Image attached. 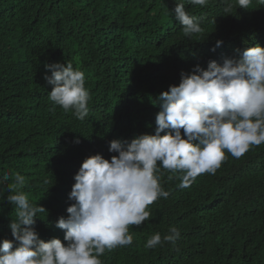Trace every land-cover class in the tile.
<instances>
[{"label":"trees","instance_id":"1","mask_svg":"<svg viewBox=\"0 0 264 264\" xmlns=\"http://www.w3.org/2000/svg\"><path fill=\"white\" fill-rule=\"evenodd\" d=\"M184 3L202 18L203 31L191 37L175 18V0H0V175L10 177L0 184V241L18 246L6 199L13 173L25 176L23 191L46 210L35 220L38 237L66 245L55 225L68 216L73 177L86 157L110 160L117 155L110 141L155 134L160 93L178 85L182 71L264 48V7L255 0L249 9L235 0ZM56 62L85 74L83 121L49 100L45 65ZM225 155L215 175H198L187 188L178 186L181 173L161 168L169 197L149 205L150 218L129 226L133 243L106 250L102 264H264V144L239 159ZM170 226L181 232L175 245L145 248Z\"/></svg>","mask_w":264,"mask_h":264},{"label":"clouds","instance_id":"2","mask_svg":"<svg viewBox=\"0 0 264 264\" xmlns=\"http://www.w3.org/2000/svg\"><path fill=\"white\" fill-rule=\"evenodd\" d=\"M187 2L205 7L209 0ZM235 3L244 9L253 6V0ZM255 5L264 7V0H255ZM230 9L231 5L225 11ZM173 12L186 37L203 31L202 18L189 15L184 0H175ZM45 68L51 73L44 76L51 85L49 100L83 121L90 100L84 72L70 62ZM159 101L155 134L127 143L112 140L108 151L117 155L109 160L96 154L81 163L68 196L73 201L66 209L68 216L55 225L64 230L66 245L58 238L38 237L35 220L46 210L31 203L23 191L25 176L13 173L6 189L12 194L6 199L14 206L15 219L8 226L18 246L8 239L0 241V264H102L99 257L106 250L133 243L129 226L150 218L148 206L169 197L160 184L161 168L181 173L178 186L187 188L198 175H215L226 160L225 150L239 159L252 146L264 144V48H248L238 59L225 58L222 64L210 61L206 70L197 65L189 73L182 71L179 84L160 93ZM9 179L7 173L0 175V184ZM4 191L0 189V196ZM180 235L170 226L163 237L159 232L151 235L145 248L175 245Z\"/></svg>","mask_w":264,"mask_h":264}]
</instances>
